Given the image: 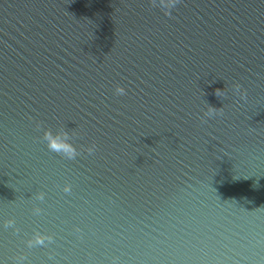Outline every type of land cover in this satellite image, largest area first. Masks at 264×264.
I'll use <instances>...</instances> for the list:
<instances>
[{
  "label": "water",
  "instance_id": "95a60500",
  "mask_svg": "<svg viewBox=\"0 0 264 264\" xmlns=\"http://www.w3.org/2000/svg\"><path fill=\"white\" fill-rule=\"evenodd\" d=\"M166 2L0 0V264H264V0Z\"/></svg>",
  "mask_w": 264,
  "mask_h": 264
},
{
  "label": "clouds",
  "instance_id": "9594fccd",
  "mask_svg": "<svg viewBox=\"0 0 264 264\" xmlns=\"http://www.w3.org/2000/svg\"><path fill=\"white\" fill-rule=\"evenodd\" d=\"M179 2V0H167L166 3L163 4V7L168 9L169 11L166 12L167 15H170V10ZM119 91L121 93L124 92V89H119ZM220 90H217L218 94H219ZM46 138L49 140V147L50 149H52L53 151H71L73 153V155L75 154V149L71 147V145H68L67 143L61 141L59 138L57 137H53L52 134L46 133Z\"/></svg>",
  "mask_w": 264,
  "mask_h": 264
}]
</instances>
